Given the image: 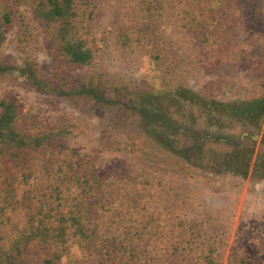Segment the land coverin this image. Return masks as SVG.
<instances>
[{
    "label": "rangeland",
    "instance_id": "obj_1",
    "mask_svg": "<svg viewBox=\"0 0 264 264\" xmlns=\"http://www.w3.org/2000/svg\"><path fill=\"white\" fill-rule=\"evenodd\" d=\"M37 1L0 3V10L12 13L0 46V100L18 106L20 131L41 133L69 124L71 133L45 151L21 154L22 166L0 159V192L6 198L0 245L26 226L44 194L50 198L53 181L42 167L53 163L57 170V150L61 159L73 149L92 158L102 175L119 180L128 171L138 175L137 194L152 216L144 230L150 232L145 238L152 261L264 264V113L254 120L239 115L243 102L264 100V0L238 6L239 12L235 7L232 24L225 21V10L214 14L216 25L208 29L214 46L180 33L172 18L159 27L152 46L145 41L127 47L118 35L139 21L143 0H75L79 33L91 41L94 54L86 66L65 59L53 24L32 14ZM157 49L161 58L152 60ZM36 81L60 91L92 87L117 106L43 91L32 86ZM161 81L185 86L205 101L182 110L159 98L154 108L163 121L158 132L187 149V164L148 144L144 150L151 160L138 149L140 131L147 128L130 110L131 99L139 91L155 93ZM144 103L152 108L148 98ZM234 158L241 164L235 166ZM143 214L136 211L133 229ZM35 253L32 264H40L47 251ZM93 257L86 253L70 264H87Z\"/></svg>",
    "mask_w": 264,
    "mask_h": 264
},
{
    "label": "trees",
    "instance_id": "obj_2",
    "mask_svg": "<svg viewBox=\"0 0 264 264\" xmlns=\"http://www.w3.org/2000/svg\"><path fill=\"white\" fill-rule=\"evenodd\" d=\"M253 1L255 0H143L139 21L134 23L132 29L120 31L118 37L122 47L145 41L146 46H152L157 41L159 27L166 20L175 18V26L180 33L192 36L195 42L197 37L198 42L214 46L216 41L208 32L209 28L216 25L214 14L225 10L223 14L228 15L225 21L232 24L231 11ZM75 6V0H38L32 14L46 25L53 24L57 46L69 63L86 66L93 62L94 54L89 45L91 41L79 33ZM240 8L243 9L238 7V12ZM11 23L12 13L7 9L0 10V46L4 42V29ZM199 28H202V32L197 35ZM160 52L161 49H157L152 60L161 58ZM28 79L31 81L33 77L28 75ZM32 86L68 97L86 95L99 104L117 106L115 100H108L92 87L80 86L60 91L42 81H36ZM146 98L149 103L153 102L152 108L146 107ZM159 98H167L168 101L179 104L182 110L187 105H204L205 101L185 86L178 84L172 87L161 81L155 93L136 92L130 102V110L138 115L139 125L147 128L145 132L140 131L139 136L141 147L138 149L143 148L140 149L142 154L151 160V153L144 150L149 146L187 164V149L182 145L175 147L164 133L158 132V127L163 125L160 113L157 114L154 109ZM242 108L239 115L244 119L261 118L264 100L243 102ZM18 120L16 103L8 99L0 100V159L15 167L22 166L21 154L45 151L54 140L71 133L69 124H57L41 133H26L17 128ZM177 134L187 136L180 132ZM60 153L57 150V155L53 156L57 170H53V163L42 167L53 181L48 187L50 198L46 199L44 194L36 212L28 216L26 226L22 230H16L7 245H0V264H32V257L37 250L47 251L40 264L76 263L86 253L94 256L87 264H162L161 260L155 262L149 257L145 235L150 232L144 230L152 216L146 211L144 197L137 194L140 190L138 175L128 171L124 178L115 179L100 174L94 160L88 156H81L72 149L67 150L60 159L57 157ZM241 161L234 158L233 162L237 166ZM5 199L0 192V218H3ZM138 209L145 214L138 221L140 226L136 225L133 229L129 224L133 222L132 218L136 216Z\"/></svg>",
    "mask_w": 264,
    "mask_h": 264
}]
</instances>
